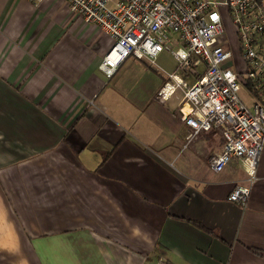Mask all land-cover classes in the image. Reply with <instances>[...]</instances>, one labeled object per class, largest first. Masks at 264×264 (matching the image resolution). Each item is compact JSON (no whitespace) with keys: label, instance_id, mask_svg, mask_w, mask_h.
Here are the masks:
<instances>
[{"label":"crops","instance_id":"0c3cea01","mask_svg":"<svg viewBox=\"0 0 264 264\" xmlns=\"http://www.w3.org/2000/svg\"><path fill=\"white\" fill-rule=\"evenodd\" d=\"M113 44L64 0H0V264H264V149L231 203L248 175L211 170L221 131L159 100L157 62L100 83Z\"/></svg>","mask_w":264,"mask_h":264},{"label":"built area","instance_id":"2783aa9c","mask_svg":"<svg viewBox=\"0 0 264 264\" xmlns=\"http://www.w3.org/2000/svg\"><path fill=\"white\" fill-rule=\"evenodd\" d=\"M28 1L37 6L44 0ZM64 1L74 16L114 42L99 66L97 78L103 85L130 57L156 65L164 51L172 54L181 72L196 78L189 85L169 74L159 100H168L180 90L178 113L194 135L221 131L223 149L209 165L220 173L232 159L242 163L248 184L237 185L228 200L246 208L264 149V0ZM225 15L236 27L244 71L238 67L232 43L220 41ZM242 87L252 98V107L241 98Z\"/></svg>","mask_w":264,"mask_h":264},{"label":"rangeland","instance_id":"374dc122","mask_svg":"<svg viewBox=\"0 0 264 264\" xmlns=\"http://www.w3.org/2000/svg\"><path fill=\"white\" fill-rule=\"evenodd\" d=\"M213 1H222V0H213ZM222 23H223V28H224V32L225 33H224L223 36H221L220 41H221V43H223V42H229V43L231 42L232 43V45H233L232 49H233V51L235 53V60L238 63V67L244 71L245 67H244L243 62L240 59L239 54L237 52V50H238L237 30H236V27H235V25L233 23V20H232L231 16L230 15L223 16ZM174 48L177 49L176 47H174ZM161 60H163V61H161ZM160 61L163 63V65H161L159 63ZM156 62L158 64L157 67L155 65L156 68H158V66H160L161 68L167 70L169 73L177 74L180 78H182L183 80H185L187 82H191V83L195 82V78L194 77L192 78V77L186 76V75H184L183 72H181L179 70L178 63L174 59V57L172 56V54L170 52H166V51L162 52L157 57V61ZM152 69H154V68H152ZM231 70L235 71L234 68L231 69ZM168 80H169V78L167 77V81ZM240 96H241V98H243L246 101V103H247V105L249 107L253 106V100L249 96L248 91H247L246 88L242 87V89L240 91Z\"/></svg>","mask_w":264,"mask_h":264}]
</instances>
